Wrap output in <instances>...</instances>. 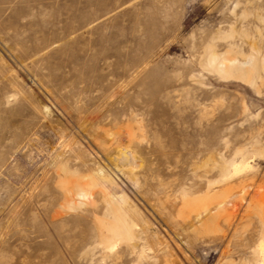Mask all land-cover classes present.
Returning <instances> with one entry per match:
<instances>
[{"label":"rangeland","instance_id":"rangeland-1","mask_svg":"<svg viewBox=\"0 0 264 264\" xmlns=\"http://www.w3.org/2000/svg\"><path fill=\"white\" fill-rule=\"evenodd\" d=\"M263 240L264 0H0V264Z\"/></svg>","mask_w":264,"mask_h":264},{"label":"bare ground","instance_id":"bare-ground-1","mask_svg":"<svg viewBox=\"0 0 264 264\" xmlns=\"http://www.w3.org/2000/svg\"><path fill=\"white\" fill-rule=\"evenodd\" d=\"M257 256V264H264V240L258 246Z\"/></svg>","mask_w":264,"mask_h":264}]
</instances>
